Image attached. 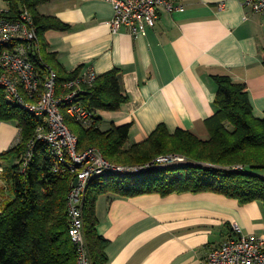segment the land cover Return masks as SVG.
<instances>
[{"label":"crops","instance_id":"crops-1","mask_svg":"<svg viewBox=\"0 0 264 264\" xmlns=\"http://www.w3.org/2000/svg\"><path fill=\"white\" fill-rule=\"evenodd\" d=\"M179 11L159 12L155 29L134 38L112 33V0H49L44 17L68 26L46 32L47 53L57 70L72 74L93 68L98 76L115 69L128 101L119 111H99L100 128L132 124L126 148L146 141L159 125L190 131L207 141V121L217 112L214 77L247 86L255 117L264 118V14L237 0H171ZM225 3L223 10L220 4ZM8 0L0 9L8 10ZM55 72L56 70L53 69ZM57 74V72H56ZM20 137L16 122L0 124V156ZM0 160V168L20 164ZM0 173V213L13 193ZM97 231L109 244L108 264H204L209 253L235 237L264 239V206L246 205L222 194L102 195L96 202Z\"/></svg>","mask_w":264,"mask_h":264},{"label":"trees","instance_id":"trees-1","mask_svg":"<svg viewBox=\"0 0 264 264\" xmlns=\"http://www.w3.org/2000/svg\"><path fill=\"white\" fill-rule=\"evenodd\" d=\"M48 1L8 0L7 17L17 19L24 8L30 11L38 29L42 59L56 70L61 93L64 83L77 79L82 70L64 75L55 66V56L47 53L46 32L68 29L57 19L39 13V8ZM119 75L120 71L115 69L99 76L92 87L84 86L80 93L79 101L94 114L91 128L66 118L78 138L77 152L94 147L112 164L123 166H142L169 155L182 156L188 164L125 176L105 175L90 182L83 218L93 264H108L109 242L97 231L95 205L102 195L131 198L212 192L236 199L242 205L260 202L264 206V118L255 117L246 85L236 84L227 76L214 77L218 86L217 112L207 121L209 140H201L192 132L180 129L171 133L161 124L146 141L126 148L132 124L104 132L98 116L99 111H119L128 101ZM2 122L17 123L20 142L1 155L0 160L17 157L21 162L4 171L14 198L0 213V264H78L77 247L68 234V196L76 173L70 166L56 171L55 154L40 141L34 144L32 157L22 171L24 154L42 122L30 112L8 103L0 88Z\"/></svg>","mask_w":264,"mask_h":264},{"label":"built area","instance_id":"built-area-1","mask_svg":"<svg viewBox=\"0 0 264 264\" xmlns=\"http://www.w3.org/2000/svg\"><path fill=\"white\" fill-rule=\"evenodd\" d=\"M237 1L251 8L255 14H264V0ZM112 3L115 10L110 23L112 33L127 29L134 38L146 36L155 29L160 10L173 13L181 9L171 0H112ZM225 6L221 3L219 7L223 10ZM7 11L0 9V88L8 103L30 112L42 122L24 154L22 171L32 157L34 144L40 141L55 154L56 171L62 166H70L76 173L77 185L72 187L68 196V234L77 247L78 264H93L83 218L90 182L105 175L143 173L186 165L188 161L182 156L169 155L142 166H123L112 164L94 147L78 153V138L69 128L66 118L76 120L86 129L94 125V114L82 105L79 95L84 86L92 87L99 76L93 68H88L77 79L64 83L63 92L59 93L57 74L42 59L38 29L32 14L24 8L19 18L10 19ZM19 142L20 138L15 145ZM3 171L0 168V173ZM234 233L235 237L209 253L204 264H264V239L244 235L237 225Z\"/></svg>","mask_w":264,"mask_h":264},{"label":"water","instance_id":"water-1","mask_svg":"<svg viewBox=\"0 0 264 264\" xmlns=\"http://www.w3.org/2000/svg\"><path fill=\"white\" fill-rule=\"evenodd\" d=\"M76 185H77V180H75L73 183V186H76Z\"/></svg>","mask_w":264,"mask_h":264}]
</instances>
